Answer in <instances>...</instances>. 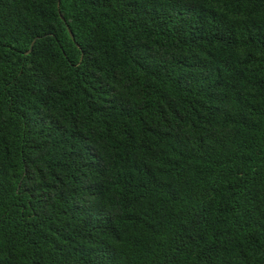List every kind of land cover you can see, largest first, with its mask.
<instances>
[{"label":"trees","instance_id":"trees-1","mask_svg":"<svg viewBox=\"0 0 264 264\" xmlns=\"http://www.w3.org/2000/svg\"><path fill=\"white\" fill-rule=\"evenodd\" d=\"M0 264H264V0H0Z\"/></svg>","mask_w":264,"mask_h":264},{"label":"water","instance_id":"water-1","mask_svg":"<svg viewBox=\"0 0 264 264\" xmlns=\"http://www.w3.org/2000/svg\"><path fill=\"white\" fill-rule=\"evenodd\" d=\"M69 29V28H68Z\"/></svg>","mask_w":264,"mask_h":264}]
</instances>
